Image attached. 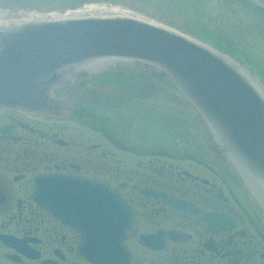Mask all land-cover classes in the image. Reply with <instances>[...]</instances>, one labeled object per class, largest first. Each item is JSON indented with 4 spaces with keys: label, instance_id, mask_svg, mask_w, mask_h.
Instances as JSON below:
<instances>
[{
    "label": "flooded vegetation",
    "instance_id": "flooded-vegetation-1",
    "mask_svg": "<svg viewBox=\"0 0 264 264\" xmlns=\"http://www.w3.org/2000/svg\"><path fill=\"white\" fill-rule=\"evenodd\" d=\"M63 115L0 111V264H264V214L209 147L85 142Z\"/></svg>",
    "mask_w": 264,
    "mask_h": 264
},
{
    "label": "water",
    "instance_id": "water-1",
    "mask_svg": "<svg viewBox=\"0 0 264 264\" xmlns=\"http://www.w3.org/2000/svg\"><path fill=\"white\" fill-rule=\"evenodd\" d=\"M248 1L264 9V0ZM106 61L138 62L166 73L264 206L262 90L226 56L161 25L129 16L1 23L0 110L56 115L64 108L51 98L52 89L72 72ZM97 187L102 201L96 205L118 199L103 193L109 190L103 183ZM37 194L46 201L44 192Z\"/></svg>",
    "mask_w": 264,
    "mask_h": 264
},
{
    "label": "rangeland",
    "instance_id": "rangeland-1",
    "mask_svg": "<svg viewBox=\"0 0 264 264\" xmlns=\"http://www.w3.org/2000/svg\"><path fill=\"white\" fill-rule=\"evenodd\" d=\"M100 6L196 35L226 53L264 88V11L246 0H0V9L9 15L36 12L49 18L76 7ZM92 75L57 95L72 105L69 126L83 127L85 142L94 137L93 130H101L153 152L192 154L193 146L198 151L209 147L212 155L222 158L200 132V115L163 74L139 64L117 63Z\"/></svg>",
    "mask_w": 264,
    "mask_h": 264
},
{
    "label": "bare ground",
    "instance_id": "bare-ground-1",
    "mask_svg": "<svg viewBox=\"0 0 264 264\" xmlns=\"http://www.w3.org/2000/svg\"><path fill=\"white\" fill-rule=\"evenodd\" d=\"M249 3H252L248 0H246ZM73 11L74 14L70 15L73 18H79V17H85V16H94V15H108V16H132L135 17L137 19H141L144 20L146 22L151 23L149 20L144 19L143 17L137 16V15H133L130 14L128 12L125 11H121L119 9H115V8H108V7H89V8H85V7H76ZM18 12H16L17 14ZM15 14V15H16ZM13 15V16H15ZM16 16H21L20 14H17ZM35 16H41L40 14L34 12V13H30V14H26L25 16L22 17H26V18H22V19H16V23H21V22H27V21H34V20H40V18H36ZM67 17V16H66ZM0 19H8L7 14L5 13H0ZM99 68V66H97ZM96 68V69H98ZM255 85L260 89V91L262 90V86L259 85L256 81H254ZM263 92V90H262ZM264 94V92H263Z\"/></svg>",
    "mask_w": 264,
    "mask_h": 264
}]
</instances>
